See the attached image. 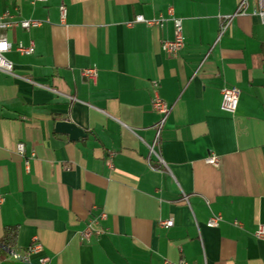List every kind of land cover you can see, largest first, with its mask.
I'll list each match as a JSON object with an SVG mask.
<instances>
[{"label": "crops", "instance_id": "0c3cea01", "mask_svg": "<svg viewBox=\"0 0 264 264\" xmlns=\"http://www.w3.org/2000/svg\"><path fill=\"white\" fill-rule=\"evenodd\" d=\"M242 1L0 0V21L43 20L1 31L14 70L0 69V240L16 227L10 252L43 249L0 264H264V23ZM174 17L185 45L170 55ZM62 120L87 135L57 131Z\"/></svg>", "mask_w": 264, "mask_h": 264}, {"label": "built area", "instance_id": "2783aa9c", "mask_svg": "<svg viewBox=\"0 0 264 264\" xmlns=\"http://www.w3.org/2000/svg\"><path fill=\"white\" fill-rule=\"evenodd\" d=\"M39 1H47V0H39ZM247 0H243L241 4L239 5V11L241 13L244 12V7L246 6ZM257 6L254 9V14H257L261 17L262 22L264 23V0H256ZM61 12L63 17L66 14V6L62 5L61 6ZM174 24H175V31H174V37L172 39H165L162 41V47L163 50L170 54V55H177L181 49L185 45V40H184V33H183V21L181 18L174 17ZM136 21H145L149 25H154V24H162L163 19H146L143 15H138L135 19ZM43 24V20L41 19H35V18H23L17 21H0V45H4V47H0V69H4L6 71L12 72L14 70V64L11 60H9L6 56V53L9 52L13 44L12 42L8 39L5 33H2L1 31L3 29H6L8 27H11L12 25H17L21 26L25 29H31L33 27H38ZM16 50L20 52L21 54H32L35 51V45L33 42H31L28 45H25L22 42H19L16 46ZM83 73L87 77L91 78H96L97 76V69L92 67V68H87L83 70ZM240 94H241V89L237 86H232V87H225L222 90V101H221V108L222 110L228 112V113H235L238 105H239V99H240ZM154 107L157 111L163 114L162 121L165 120V117L169 113V106L168 104L162 100L161 98H157L154 101ZM161 121V122H162ZM160 134V131H159ZM17 150L20 153H24L25 151V145L23 142H19L17 145ZM207 161L210 164H213L215 166L219 165V157L215 154H212L207 158ZM3 201V195L1 194L0 190V203ZM106 214L102 213L101 218L105 219ZM222 220V215L220 213H213L211 217L209 218L207 225L210 227H216L219 225L220 221ZM161 225L165 227H171L174 224L173 219H164L160 220L159 222ZM91 226L87 228L85 231V236L88 238L90 233H91ZM101 231L98 230V233ZM256 235L259 238L264 239V223H261L257 230H256ZM43 249V245L39 241H35L28 247L23 248V252H19L17 249H13L10 252V257L14 259H28L33 253L41 252ZM42 264H47L49 261L48 256H43L40 259ZM181 264H196L193 262H186L182 261Z\"/></svg>", "mask_w": 264, "mask_h": 264}, {"label": "water", "instance_id": "95a60500", "mask_svg": "<svg viewBox=\"0 0 264 264\" xmlns=\"http://www.w3.org/2000/svg\"><path fill=\"white\" fill-rule=\"evenodd\" d=\"M56 129L59 132L68 133L73 140H77L80 137L87 135L83 128L68 120L58 121L56 124Z\"/></svg>", "mask_w": 264, "mask_h": 264}, {"label": "trees", "instance_id": "16d2710c", "mask_svg": "<svg viewBox=\"0 0 264 264\" xmlns=\"http://www.w3.org/2000/svg\"><path fill=\"white\" fill-rule=\"evenodd\" d=\"M17 235V228L11 227L7 229L5 236L0 240V255L6 256L13 248Z\"/></svg>", "mask_w": 264, "mask_h": 264}, {"label": "snow or ice", "instance_id": "6c2138e0", "mask_svg": "<svg viewBox=\"0 0 264 264\" xmlns=\"http://www.w3.org/2000/svg\"><path fill=\"white\" fill-rule=\"evenodd\" d=\"M0 47H4V45H0Z\"/></svg>", "mask_w": 264, "mask_h": 264}]
</instances>
